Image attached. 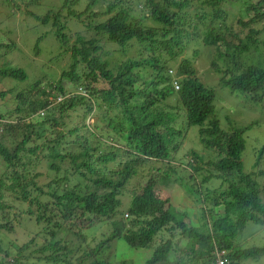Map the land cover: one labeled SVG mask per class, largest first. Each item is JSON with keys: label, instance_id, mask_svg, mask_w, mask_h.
Listing matches in <instances>:
<instances>
[{"label": "trees", "instance_id": "1", "mask_svg": "<svg viewBox=\"0 0 264 264\" xmlns=\"http://www.w3.org/2000/svg\"><path fill=\"white\" fill-rule=\"evenodd\" d=\"M235 2L240 13L227 7ZM28 13L55 33L49 62L68 55L69 67L61 80L28 81L26 69L0 63V264H135L115 260L120 240L153 247L144 264L264 257V243L245 231L249 223L264 227V143L251 147L250 169L244 156L261 118L239 124L227 115L224 124L215 85L201 79L195 59L214 47L219 85L264 114V0H63L43 15ZM71 19L83 28L68 30ZM42 38L31 44L35 55L43 53ZM18 47L14 38L0 40V60ZM132 48L137 57L125 58ZM115 51L125 59L113 64L105 55ZM6 76L18 85L2 84ZM70 111H82L80 119ZM191 126L199 127L202 148L181 159L186 184L170 163ZM158 161L169 164L163 180ZM135 177L147 181L132 186ZM168 183L198 192L201 215L193 218L200 224L173 203ZM125 196L131 201L122 213ZM16 223L34 237L5 243L2 231Z\"/></svg>", "mask_w": 264, "mask_h": 264}, {"label": "rangeland", "instance_id": "2", "mask_svg": "<svg viewBox=\"0 0 264 264\" xmlns=\"http://www.w3.org/2000/svg\"><path fill=\"white\" fill-rule=\"evenodd\" d=\"M8 0H0V40L9 42L14 38L18 41L19 47L15 51H10L9 53L2 54V67H22L27 70L29 74L28 81L32 79H43L45 77H49L50 79H54L56 81L62 79V72L68 69V55L65 58H62L60 61L50 63L48 59L52 55H54L58 50V43L56 41V36L54 31L51 29L50 25H44L41 22L39 23L36 20V17L29 15L28 11H32L39 15L45 14L49 9H55L60 4L63 3V0H34L29 6H26L25 2L29 0H14V3L7 2ZM240 3H230L229 10L236 13H240ZM25 11L27 15L25 14ZM230 18V20H235ZM21 21V22H20ZM24 21V22H23ZM76 27H82V24L77 22L74 19L68 20V30L76 29ZM78 29V28H77ZM91 35H95V32H91ZM40 36H43L41 44L43 47V53L41 55H35V53L31 50V44L33 45V41L37 40ZM96 37H99L97 34ZM30 42L29 44H27ZM115 48L113 45L107 44V50H111ZM195 49V48H194ZM193 47L189 48L188 52L193 55L194 51ZM203 52L201 55L195 57L197 67L199 69L198 75L201 79L206 82L210 81L214 86V89L217 91V114L221 121L224 124H227V115L232 117V121L235 119L239 120V124H244L246 122H252L257 117L261 118L260 124L256 125L252 128L251 131L248 132L247 138V146L245 150V163L250 169L251 164L256 160V152H252L253 145H258L264 143V114H261V107L255 108L253 111L251 108L247 106L243 99V93L240 92H232L228 87H222L219 85V80L223 76V73H217L215 68L212 65V60L214 58V47H203ZM136 51L132 48L128 50V56H136ZM120 55V54H119ZM118 53L115 51L114 55H105V57H110L114 62H118L119 60H124V57H120ZM194 57V56H193ZM4 58V59H3ZM118 59V61H117ZM222 67H225L222 64ZM11 77L6 76L2 78V84L4 83L7 87H13L18 85L17 82L12 81ZM47 80V79H46ZM47 82V81H46ZM63 83L68 88H75L74 84L67 79H63ZM21 85V83H19ZM99 86L107 87L108 84L106 82L100 83ZM14 106L12 102L7 104V107L10 108ZM78 110V109H77ZM82 111H70L73 118L78 121L80 119L79 114ZM261 114V115H260ZM97 117V116H96ZM70 121V120H69ZM96 121L95 116H92L87 120L89 124H93ZM202 144L200 143L199 138V127L191 126L186 129L185 138L183 137L181 140L180 149L175 153L176 158L171 159L172 165L176 166L177 171L181 170L182 175L185 176V183L188 184L187 176H189L185 172V166L182 165L181 159L185 162L190 160L188 153L191 149H201ZM156 166L160 167L163 171L160 173L156 172V175L160 180H163V175L165 174L164 170L168 169L169 164H166L162 161H158L154 163ZM47 172V169H44ZM154 172V171H153ZM179 175L172 176L171 179L174 180L178 178ZM43 179H48L43 176ZM142 180V185L147 181L146 178H133L130 185H135L137 180ZM162 184V183H161ZM129 188V185H128ZM168 190L171 192L172 201L175 205H177L182 210L189 211L192 217H190L191 221L195 223H199L197 219L193 218L194 215H201V210L198 206L201 204L198 203V198L200 195L198 192L193 193L189 192L187 189L185 190L182 186V183H172L167 185ZM130 198V199H129ZM127 198L124 197V202L121 207L122 213L128 209L130 206L131 196ZM198 205V206H197ZM189 220V219H187ZM200 224V223H199ZM246 233H255L254 238L252 240H257L258 243H264V227L249 223L246 227ZM34 232L32 233L29 229V226L26 223H21L15 225V229L13 231H2L1 238L5 243L17 242L18 244H23L29 241L32 237H34ZM36 236V235H35ZM161 237V235H160ZM160 237L156 239L154 242V246L159 243ZM37 241L42 242V238L37 236ZM185 241H182L181 244H184ZM115 249H117V257L115 260L128 259L130 261H134L135 264H144L145 260L152 254L153 247L147 249L141 248H133L129 246L125 241H117L115 243ZM11 259V258H10ZM9 260V259H8ZM30 264H36L32 262ZM243 264H264V257H261L257 260L245 261Z\"/></svg>", "mask_w": 264, "mask_h": 264}, {"label": "built area", "instance_id": "3", "mask_svg": "<svg viewBox=\"0 0 264 264\" xmlns=\"http://www.w3.org/2000/svg\"><path fill=\"white\" fill-rule=\"evenodd\" d=\"M176 87L177 88H179V85L176 83ZM217 264H226V262H225V260H223V259H219L218 261H217Z\"/></svg>", "mask_w": 264, "mask_h": 264}, {"label": "clouds", "instance_id": "4", "mask_svg": "<svg viewBox=\"0 0 264 264\" xmlns=\"http://www.w3.org/2000/svg\"><path fill=\"white\" fill-rule=\"evenodd\" d=\"M174 84H175V88L178 89V88L176 87V82H175ZM74 91H75V90H74ZM78 92H79V93H81V92L84 93L85 91H84L82 88H80Z\"/></svg>", "mask_w": 264, "mask_h": 264}]
</instances>
